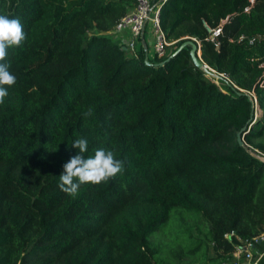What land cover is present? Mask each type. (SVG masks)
Returning a JSON list of instances; mask_svg holds the SVG:
<instances>
[{
  "label": "trees",
  "instance_id": "16d2710c",
  "mask_svg": "<svg viewBox=\"0 0 264 264\" xmlns=\"http://www.w3.org/2000/svg\"><path fill=\"white\" fill-rule=\"evenodd\" d=\"M134 5L0 0L26 34L0 104V264H235L246 243L264 264V0L162 1L151 58L112 33ZM78 138L124 170L69 196Z\"/></svg>",
  "mask_w": 264,
  "mask_h": 264
},
{
  "label": "clouds",
  "instance_id": "9594fccd",
  "mask_svg": "<svg viewBox=\"0 0 264 264\" xmlns=\"http://www.w3.org/2000/svg\"><path fill=\"white\" fill-rule=\"evenodd\" d=\"M25 39L20 19L0 14V104L8 95L5 86L11 87L16 83L15 75L9 70L10 64L5 62L8 49L19 47ZM71 147L77 149L78 154L63 165V173L59 176V187L69 196H74L81 185L107 182L124 170V162L117 159L112 150L100 148L95 150L93 156L85 157L84 153L88 150L86 138L76 139Z\"/></svg>",
  "mask_w": 264,
  "mask_h": 264
},
{
  "label": "built area",
  "instance_id": "2783aa9c",
  "mask_svg": "<svg viewBox=\"0 0 264 264\" xmlns=\"http://www.w3.org/2000/svg\"><path fill=\"white\" fill-rule=\"evenodd\" d=\"M162 1L164 0H159V3L157 5H152L151 0H135L134 7L116 23L112 30L113 34L117 36L123 32H126L128 34V39L125 42L124 48L133 50L136 44H141L140 34L148 23L151 35L149 46L151 54L155 57H161L162 55H164V53L166 52V47L170 45L171 42L165 39L158 25V9ZM218 31L219 28L212 29L211 36H215ZM260 155L261 158L264 159V154ZM256 240L257 242H261L264 244V230ZM246 246H251V244L246 243L243 247H236L235 251L233 252V256L239 258V254H243L246 258V264H257V259L258 257H260V254L254 260L250 261V250L246 248Z\"/></svg>",
  "mask_w": 264,
  "mask_h": 264
},
{
  "label": "water",
  "instance_id": "95a60500",
  "mask_svg": "<svg viewBox=\"0 0 264 264\" xmlns=\"http://www.w3.org/2000/svg\"><path fill=\"white\" fill-rule=\"evenodd\" d=\"M228 16H226L222 21L221 24L224 23L227 20ZM140 39H141V45L142 48L144 50V52H146V45L143 43L142 41V32L140 34ZM188 45L189 46V56L190 59L192 61V63L197 67L200 68L204 71L207 70L206 65L200 60V52H199V44L198 43H194L192 39H187L184 40L177 48L176 51H178L181 47ZM123 49H125L124 47H122ZM144 63L148 64L146 58L144 57ZM242 130V128H241ZM236 140L238 142V144L242 143V137L239 135V132L236 133Z\"/></svg>",
  "mask_w": 264,
  "mask_h": 264
},
{
  "label": "crops",
  "instance_id": "0c3cea01",
  "mask_svg": "<svg viewBox=\"0 0 264 264\" xmlns=\"http://www.w3.org/2000/svg\"><path fill=\"white\" fill-rule=\"evenodd\" d=\"M159 3V0H151V4L152 5H157ZM142 38L146 41L147 43V46H148V49H149V46H150V40H151V35H150V31H149V27H148V23L146 24L144 30L142 31ZM128 39V34L126 32H123L121 34H119L117 36V41L120 43V44H125V42L127 41ZM124 47V45L122 46ZM235 257V256H234Z\"/></svg>",
  "mask_w": 264,
  "mask_h": 264
},
{
  "label": "rangeland",
  "instance_id": "374dc122",
  "mask_svg": "<svg viewBox=\"0 0 264 264\" xmlns=\"http://www.w3.org/2000/svg\"><path fill=\"white\" fill-rule=\"evenodd\" d=\"M170 51V49L168 48L167 49V53ZM148 57H152V54H151V50H150V47H149V51H148ZM214 73V72H213ZM212 78H213V80H215L216 82H217V80H216V78H214L213 76H212ZM254 110H255V114H256V116H258L260 113H259V110H258V108L256 107V106H254ZM169 223V221L167 222V224ZM169 225V224H168ZM166 226H164V228L163 229H166V231L168 230L167 228H165ZM166 240V241H165ZM162 241H163V243H168L169 241H170V239L169 238H166L165 239V236L164 237H162ZM241 261H242V258H241V254H239V258H236V257H234L233 258V262L234 263H237V264H241ZM243 262V261H242Z\"/></svg>",
  "mask_w": 264,
  "mask_h": 264
}]
</instances>
